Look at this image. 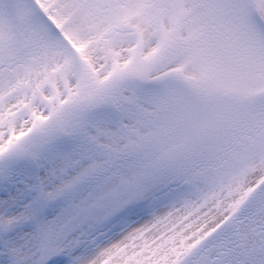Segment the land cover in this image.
Segmentation results:
<instances>
[{"label":"snow or ice","instance_id":"obj_1","mask_svg":"<svg viewBox=\"0 0 264 264\" xmlns=\"http://www.w3.org/2000/svg\"><path fill=\"white\" fill-rule=\"evenodd\" d=\"M0 264H264V0H0Z\"/></svg>","mask_w":264,"mask_h":264}]
</instances>
